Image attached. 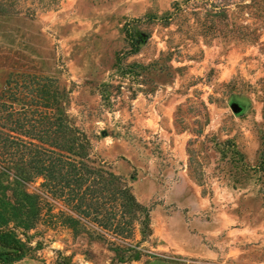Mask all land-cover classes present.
<instances>
[{
  "label": "rangeland",
  "instance_id": "374dc122",
  "mask_svg": "<svg viewBox=\"0 0 264 264\" xmlns=\"http://www.w3.org/2000/svg\"><path fill=\"white\" fill-rule=\"evenodd\" d=\"M11 1L0 142L60 153L69 126L150 218L123 217L93 181L76 195L35 175L0 203L15 264H264V0Z\"/></svg>",
  "mask_w": 264,
  "mask_h": 264
},
{
  "label": "trees",
  "instance_id": "16d2710c",
  "mask_svg": "<svg viewBox=\"0 0 264 264\" xmlns=\"http://www.w3.org/2000/svg\"><path fill=\"white\" fill-rule=\"evenodd\" d=\"M6 1L9 2L0 1V13H7V7H14L16 5L11 0ZM63 129L62 136H58L60 138L56 139L55 142L52 140L50 144V147L59 149L60 153L56 152L55 149H44L34 143L15 139L10 135L2 137L0 143L3 149L15 147L17 151L14 152L20 154L21 158L17 163L23 169L25 176H14L10 166L0 165V203H2V198H8L7 194L9 193L13 194V198L20 203V200L17 198H20L21 192L19 190L27 182H33L40 175H44L45 180L55 182V186L60 191L68 189L72 194L76 193V195H79L78 191L82 189L86 191V189L88 190L89 187H92L91 183L93 181L95 186L102 187L103 191H107L112 196L118 198L114 201H117L122 208L123 217L137 220L144 230L149 229L150 218L148 211L140 205L130 188L114 173L90 166L87 163L89 157L87 153L89 146L87 139L82 136L71 137L69 126H64ZM23 194L28 199L33 198L27 190H24ZM84 203H86V197L83 195L80 198V206L84 205ZM80 206L77 209L85 213V211L81 210ZM6 225L7 222L0 213V234L6 231ZM0 247L3 248L0 251V264H15L22 260V255L6 251L9 247L1 238Z\"/></svg>",
  "mask_w": 264,
  "mask_h": 264
},
{
  "label": "water",
  "instance_id": "95a60500",
  "mask_svg": "<svg viewBox=\"0 0 264 264\" xmlns=\"http://www.w3.org/2000/svg\"><path fill=\"white\" fill-rule=\"evenodd\" d=\"M230 107L235 114H241L244 111V107L237 102H232Z\"/></svg>",
  "mask_w": 264,
  "mask_h": 264
}]
</instances>
